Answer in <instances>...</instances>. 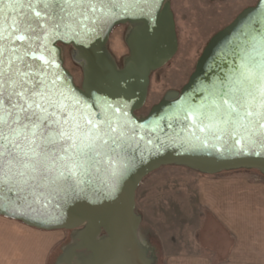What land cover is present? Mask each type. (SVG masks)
Masks as SVG:
<instances>
[{"label":"water","instance_id":"95a60500","mask_svg":"<svg viewBox=\"0 0 264 264\" xmlns=\"http://www.w3.org/2000/svg\"><path fill=\"white\" fill-rule=\"evenodd\" d=\"M14 3L0 2V23L8 27L17 17L35 21L26 6L22 13L19 6H11ZM95 7L94 13H84L87 19L75 9L73 19L58 30L37 29L38 39L15 43L21 54L33 50L39 54L43 49L45 58L55 62L47 66V78L58 75L86 114H100L119 123L123 154L134 165L122 175H113L112 168L102 165L99 171L93 169L80 177L81 183L70 181L71 188L65 183L44 187L38 203L30 196L25 199L27 193L15 183L0 185V218L38 231L71 232V243L56 264H155L151 250L140 239L141 218L136 213V192L146 177L164 167H181L205 176L246 170L264 177V137H251L237 145L226 135L186 128L181 111L203 103L209 89L233 71V62L239 63L237 52L255 35L253 26L264 32V0L242 10L214 34L180 91L167 92L145 116L137 113L146 103L150 77L178 49L170 3L95 0ZM118 26L127 28L128 55L121 67L108 50L109 36ZM64 47L71 49L73 62L80 66L79 87L64 67Z\"/></svg>","mask_w":264,"mask_h":264},{"label":"snow or ice","instance_id":"6c2138e0","mask_svg":"<svg viewBox=\"0 0 264 264\" xmlns=\"http://www.w3.org/2000/svg\"><path fill=\"white\" fill-rule=\"evenodd\" d=\"M11 6L22 13L26 6L36 19L17 17L8 27L0 23V185L15 183L27 193L25 199L38 203L42 188L61 183L71 188L70 181L79 184L80 177L102 165L122 175L134 160L123 154L119 123L86 114L58 75L47 78V66L55 62L45 58L43 49L21 54L15 43L38 39L37 29L58 30L73 19L75 9L87 19L85 12L96 11L95 0H15ZM252 31L251 42L236 54L233 71L209 89L203 103L181 110L186 128L226 135L237 145L264 137V32L255 26Z\"/></svg>","mask_w":264,"mask_h":264},{"label":"rangeland","instance_id":"374dc122","mask_svg":"<svg viewBox=\"0 0 264 264\" xmlns=\"http://www.w3.org/2000/svg\"><path fill=\"white\" fill-rule=\"evenodd\" d=\"M168 1L174 16L178 49L171 61L151 75L147 100L137 113L139 116H145L167 92H179L210 38L257 0ZM126 32L125 26H118L108 40V50L119 67L128 55L124 43ZM62 57L64 67L79 87L81 69L73 62L71 49L62 48ZM246 174L264 181V177L255 171ZM200 176L203 175L185 168L164 167L150 174L139 186L135 202L136 213L141 218L140 239L151 250L155 264H163L165 256L170 253H182L189 242L199 241L218 252L225 251L228 246L224 232L198 205L196 181ZM36 234L35 237L42 241L61 240L49 250L45 264H56L63 249L71 243V232L40 231Z\"/></svg>","mask_w":264,"mask_h":264},{"label":"crops","instance_id":"0c3cea01","mask_svg":"<svg viewBox=\"0 0 264 264\" xmlns=\"http://www.w3.org/2000/svg\"><path fill=\"white\" fill-rule=\"evenodd\" d=\"M249 177L246 173L198 177V205L229 244L218 252L199 241L189 242L182 253L166 255L163 264H264V181ZM38 232L0 218V264H45L49 250L61 240H39Z\"/></svg>","mask_w":264,"mask_h":264},{"label":"trees","instance_id":"16d2710c","mask_svg":"<svg viewBox=\"0 0 264 264\" xmlns=\"http://www.w3.org/2000/svg\"><path fill=\"white\" fill-rule=\"evenodd\" d=\"M239 172H242V173H247L249 171H246V170H241V171H236V172H227L226 174H232V173H239ZM147 178V177H146ZM145 178V179H146ZM20 224V223H19Z\"/></svg>","mask_w":264,"mask_h":264}]
</instances>
